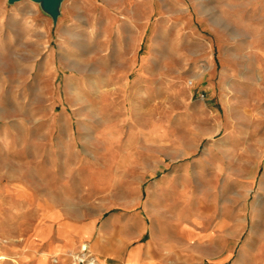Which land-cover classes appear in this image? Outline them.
Segmentation results:
<instances>
[{"label": "rangeland", "instance_id": "374dc122", "mask_svg": "<svg viewBox=\"0 0 264 264\" xmlns=\"http://www.w3.org/2000/svg\"><path fill=\"white\" fill-rule=\"evenodd\" d=\"M261 7L62 0L53 22L31 0H0V264H100L112 253L96 249L99 237L150 221L139 211L164 172H187L191 195L207 162L232 166L215 159L234 155L221 129L243 142L264 110L252 100L264 91V62L250 50L260 37L242 29L264 24ZM252 161L242 159L258 172L243 174L255 179L243 208L264 178ZM260 219L247 215L244 264L250 237L264 239Z\"/></svg>", "mask_w": 264, "mask_h": 264}, {"label": "crops", "instance_id": "0c3cea01", "mask_svg": "<svg viewBox=\"0 0 264 264\" xmlns=\"http://www.w3.org/2000/svg\"><path fill=\"white\" fill-rule=\"evenodd\" d=\"M261 4H264V0H261ZM255 10L264 17V7ZM233 28L236 34L237 25ZM242 29L248 30L245 34L260 37V41L250 44V50L255 52L256 63L264 62V24H247ZM252 98L261 105L264 103V91L256 92ZM254 111L256 123L249 130L248 139L245 138L243 142L241 136L231 137L227 134L231 132L228 127L221 129L225 133L223 138H233V142L228 143H233L231 148L234 155H221L215 159H233L232 166L228 163L226 166H212L207 162L203 180L198 182L202 189L191 195L185 192L188 187L187 172H164L155 180L152 194L146 196L147 203L139 211V215L142 211L150 221L139 218L124 220L121 223V236L107 234L99 237L96 243L105 246L96 245V249L112 253L109 259L98 258L99 263L228 264L235 260L234 264H244L242 237L243 229L247 226V215L256 221L260 214L261 226H264V178L256 189L253 204L243 208L242 199L243 190L250 197L255 184L253 177L243 182V174L256 176L258 173L254 167L245 173L242 159H253L255 165L262 164L264 173V110L255 108ZM201 159L212 158L203 156ZM217 177L218 181L213 180ZM215 184L217 192H211V186ZM261 237L254 242L250 237V243L256 244L249 251L251 264H259L264 258V239ZM57 250H62L61 243L51 249Z\"/></svg>", "mask_w": 264, "mask_h": 264}, {"label": "water", "instance_id": "95a60500", "mask_svg": "<svg viewBox=\"0 0 264 264\" xmlns=\"http://www.w3.org/2000/svg\"><path fill=\"white\" fill-rule=\"evenodd\" d=\"M20 0H7L8 4H13ZM38 3L41 9L52 18L53 22L56 21L59 15V7L62 0H31Z\"/></svg>", "mask_w": 264, "mask_h": 264}, {"label": "bare ground", "instance_id": "6f19581e", "mask_svg": "<svg viewBox=\"0 0 264 264\" xmlns=\"http://www.w3.org/2000/svg\"><path fill=\"white\" fill-rule=\"evenodd\" d=\"M80 260V259H79ZM80 261H82V260H80ZM90 264H91V261H90Z\"/></svg>", "mask_w": 264, "mask_h": 264}, {"label": "built area", "instance_id": "2783aa9c", "mask_svg": "<svg viewBox=\"0 0 264 264\" xmlns=\"http://www.w3.org/2000/svg\"><path fill=\"white\" fill-rule=\"evenodd\" d=\"M80 262V261H79ZM81 263V262H80ZM88 264H90V263H88Z\"/></svg>", "mask_w": 264, "mask_h": 264}]
</instances>
